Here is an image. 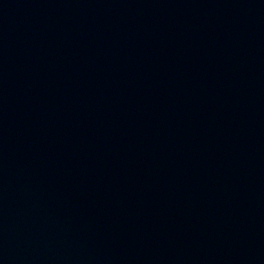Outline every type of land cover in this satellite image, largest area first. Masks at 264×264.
Wrapping results in <instances>:
<instances>
[{"label":"water","instance_id":"95a60500","mask_svg":"<svg viewBox=\"0 0 264 264\" xmlns=\"http://www.w3.org/2000/svg\"><path fill=\"white\" fill-rule=\"evenodd\" d=\"M0 264H264V0H0Z\"/></svg>","mask_w":264,"mask_h":264}]
</instances>
